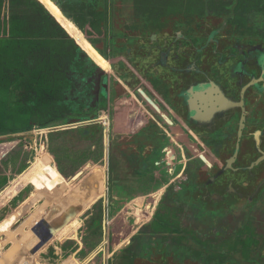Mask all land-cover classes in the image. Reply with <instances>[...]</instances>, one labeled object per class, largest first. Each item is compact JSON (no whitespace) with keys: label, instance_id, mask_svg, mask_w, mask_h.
I'll return each instance as SVG.
<instances>
[{"label":"flooded vegetation","instance_id":"1","mask_svg":"<svg viewBox=\"0 0 264 264\" xmlns=\"http://www.w3.org/2000/svg\"><path fill=\"white\" fill-rule=\"evenodd\" d=\"M157 1L109 5L99 50L85 37L104 64L84 52L67 117L99 126L88 137L101 133L108 160L116 151L139 195L129 208L150 199L112 250L136 234L132 264H264V0ZM105 181L101 172L84 201Z\"/></svg>","mask_w":264,"mask_h":264},{"label":"rangeland","instance_id":"2","mask_svg":"<svg viewBox=\"0 0 264 264\" xmlns=\"http://www.w3.org/2000/svg\"><path fill=\"white\" fill-rule=\"evenodd\" d=\"M166 2L158 0L156 5L161 6V3L165 5ZM172 4L175 6L174 1ZM92 48L87 45L82 48L91 59ZM107 67L108 72L114 76L109 65ZM24 85L26 84L24 83ZM15 97V102L27 106L28 97L24 88L17 92ZM101 115L92 124L101 121L103 117ZM59 124L61 123H55V125ZM64 126L67 125L42 129L35 126L30 132L0 136V197H3L0 199V210L7 206L0 211V264H5V262L7 264L23 262L25 264H41L36 255L39 251L48 244L54 243V240L63 242L69 239L75 241H67L63 244L62 259H59V255L54 254L53 247L45 250L44 258L52 260L53 263L58 261V264H128V262L122 261L121 257L124 254H121L124 250L126 252L129 249L128 244L133 248L136 239L126 245L123 244L117 251L112 250V247L117 246L123 240L122 238L129 233H126V226L131 225L132 228L141 221L137 220L138 215L142 219L143 215L147 214L150 209V204L147 202L150 199L147 198L144 204L143 201H138L142 203L141 207L136 202L133 207L129 208L131 202L139 195L133 190V187L125 186L128 181H132L131 179L127 180L129 177L126 178L124 175L125 181L120 177L122 173L120 174L117 168L116 151L113 150L109 155V160L106 161L103 157L101 133L92 139L86 138L81 131L77 130L80 127H85L84 123L76 125L77 129L71 128L73 131L69 133H60L61 127ZM39 160L46 162L58 179L54 180L48 174L46 175V170L38 169L36 164ZM121 170L125 171L124 174L126 171L131 174V171L122 164ZM101 172L106 175L103 192L84 205L76 214L73 212H71L72 214H63L65 206L69 205L68 199L71 195L76 198L84 193L83 197H88L93 193L91 186L98 182ZM21 176L26 179V185L20 190L21 192L19 191L20 193L18 192L19 194H16V187H13L14 182ZM56 183L59 192L54 188ZM7 186L12 187L11 191L13 192H9ZM16 195L18 196L16 197ZM14 197L16 198L12 200ZM122 210H127L120 217L124 221L121 223L124 227H120V218L116 223L108 224V218L113 215L114 221L117 219V212ZM91 220H95L97 224H100L102 220L104 222L97 230L91 231L89 229ZM160 220L169 224L172 221L176 227H184L180 225L177 218L161 216ZM109 225L111 228L107 230ZM29 235L33 236V240ZM100 235L103 236V240L99 239ZM208 243L212 248L216 245L214 240ZM227 244L229 246L234 244L233 248L236 250V240L235 243L233 240H229ZM100 247L105 250V262L103 254L98 251ZM80 248H85V250L78 253ZM110 249L112 254L109 256ZM94 251H98V253L93 257L91 254ZM70 252L71 255H69ZM24 256H27L28 260H25Z\"/></svg>","mask_w":264,"mask_h":264},{"label":"trees","instance_id":"3","mask_svg":"<svg viewBox=\"0 0 264 264\" xmlns=\"http://www.w3.org/2000/svg\"><path fill=\"white\" fill-rule=\"evenodd\" d=\"M50 1L41 5L38 0H0V136L30 132L35 126L42 129L66 124L74 111L72 97L83 89L90 63L82 50L86 45L92 48L85 37L99 50L100 39L108 32V7L116 2ZM91 57L96 64H104L94 48ZM22 88L28 97L27 106L14 101ZM94 129L99 126L77 130L87 138ZM70 131L73 129L60 133ZM36 165L58 179L46 162L39 160ZM14 183L17 194L26 179L21 176ZM78 198L70 196L63 214H76L90 202L84 201L87 197ZM96 224L94 221L91 229Z\"/></svg>","mask_w":264,"mask_h":264},{"label":"crops","instance_id":"4","mask_svg":"<svg viewBox=\"0 0 264 264\" xmlns=\"http://www.w3.org/2000/svg\"><path fill=\"white\" fill-rule=\"evenodd\" d=\"M40 3H52L50 0H38ZM60 131H65V130H60ZM105 145H106V141H105ZM104 145V151H105V155H104V159H106V161H108V156H107V149H106V146ZM121 176V175H120ZM3 191V190H2ZM21 192V191H20ZM19 192V193H20ZM18 193V194H19ZM18 195H16V197H17ZM16 197H14L12 200H14ZM134 197V196H133ZM11 200V201H12ZM10 201V202H11ZM9 204V203H8ZM7 206H4V207H2V209H4V208H6ZM1 209V210H2ZM0 210V211H1ZM121 219V218H120ZM92 221V222H91ZM90 221V223H89V229L91 230V231H95V230H97L98 229V227L104 222V220H102V222L100 223V224H96V226L93 228V229H91V225H92V223L95 221V220H91ZM124 221L121 219L120 221H119V224H120V227H124L123 226V224L121 225V223H123ZM125 224H126V222H125ZM126 226V225H125ZM127 228V232L126 233H128V232H130L134 227L132 226V228H131V225L130 226H126ZM111 227H110V225L109 226H107V230H109ZM80 229V228H79ZM79 229H78V231H77V235H78V233H79ZM103 234H105V233H103ZM102 234V235H103ZM102 235H100V237H99V239H101V240H103V236ZM136 235V234H135ZM135 235H133V237L130 239V241L131 240H133V238L134 237H136ZM78 239L79 240H81L79 237H78ZM123 239V238H122ZM67 241H75V240H67ZM67 241H63V242H59V241H57V240H54V243L56 242V244H57V246H55L54 245V243L52 242V243H50V244H48L46 247H44L41 251H39L36 255H37V257H38V260L40 261V263L41 264H58V261L57 262H55V263H53L52 262V260H49V259H47V258H44V252H45V250H48L47 248H50V247H53V251H54V254H56L57 256L59 255V259H62V254H63V244L65 243V242H67ZM81 241H83V240H81ZM129 241V242H130ZM78 242V241H77ZM80 243H84V242H80ZM129 245V249H127L126 250V252H125V250H124V252L121 254V255H123L121 258L123 259L122 261H127L128 262V264L129 263H132V262H134L135 261V257H134V250H132V247H131V245L130 244H128ZM70 247H71V245H69ZM79 246V245H78ZM86 248V247H85ZM85 248L84 249H82V248H80V249H78L79 251H78V253L79 252H81V251H84L85 250ZM92 253V252H91ZM90 253V254H91ZM24 254H27V253H24ZM89 254V255H90ZM28 255V254H27ZM69 255H71V252L69 253ZM68 255V256H69ZM44 258V259H43ZM5 264H7V262H5Z\"/></svg>","mask_w":264,"mask_h":264},{"label":"water","instance_id":"5","mask_svg":"<svg viewBox=\"0 0 264 264\" xmlns=\"http://www.w3.org/2000/svg\"><path fill=\"white\" fill-rule=\"evenodd\" d=\"M63 28V27H62ZM78 29V28H77ZM96 118V116L92 117L91 120H94ZM87 120H78V119H74V120H71V121H68L67 122V126L65 127H62L61 130H68V129H71V128H76L75 126L76 125H80V124H83V123H86ZM69 126H72V127H69ZM74 126V127H73ZM58 131V130H56ZM25 260H28V257L27 256H24Z\"/></svg>","mask_w":264,"mask_h":264},{"label":"bare ground","instance_id":"6","mask_svg":"<svg viewBox=\"0 0 264 264\" xmlns=\"http://www.w3.org/2000/svg\"><path fill=\"white\" fill-rule=\"evenodd\" d=\"M105 255V253H103V256Z\"/></svg>","mask_w":264,"mask_h":264},{"label":"built area","instance_id":"7","mask_svg":"<svg viewBox=\"0 0 264 264\" xmlns=\"http://www.w3.org/2000/svg\"><path fill=\"white\" fill-rule=\"evenodd\" d=\"M21 264H25V263L23 262V263H21Z\"/></svg>","mask_w":264,"mask_h":264}]
</instances>
